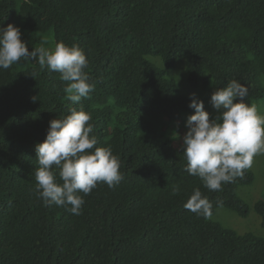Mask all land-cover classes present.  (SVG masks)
Listing matches in <instances>:
<instances>
[{
    "label": "trees",
    "instance_id": "1",
    "mask_svg": "<svg viewBox=\"0 0 264 264\" xmlns=\"http://www.w3.org/2000/svg\"><path fill=\"white\" fill-rule=\"evenodd\" d=\"M16 12L29 51L46 34L53 47L82 48L95 90L73 105L59 72L31 60L0 69V264H264V237L184 208L199 188L212 214L223 206L247 216L237 191L254 174L209 191L154 128L190 108L165 76L180 59L194 89L235 79L247 103L264 98V0H0V27ZM70 106L91 114L97 146L112 147L123 173L84 196L80 215L34 192L36 145ZM254 207L264 226V200Z\"/></svg>",
    "mask_w": 264,
    "mask_h": 264
},
{
    "label": "clouds",
    "instance_id": "2",
    "mask_svg": "<svg viewBox=\"0 0 264 264\" xmlns=\"http://www.w3.org/2000/svg\"><path fill=\"white\" fill-rule=\"evenodd\" d=\"M21 36L20 28L14 24L0 27V69L7 70L16 63L31 60L38 63L41 71L59 72L67 82L66 99L73 105L95 90V83L86 72L88 57L78 45L59 42L46 47V42H42L29 51ZM31 76L35 77V73ZM247 96V86L235 79L216 88L210 104L218 115L210 118L204 102L195 93L191 94L189 107L195 111L187 118V132L181 145L187 162L185 171L200 178L209 191H221L237 177L243 178L254 157L264 155V114L255 104L246 102ZM68 111V115L49 122L45 140L36 145L39 166L34 173V192L46 207H65L70 213L80 215L84 196L99 183L114 188L123 179V173L120 158L112 147L97 146L99 140L93 134L91 114L82 106L79 110L70 106ZM54 169H59V179ZM184 208L210 218L213 205L197 188Z\"/></svg>",
    "mask_w": 264,
    "mask_h": 264
},
{
    "label": "rangeland",
    "instance_id": "3",
    "mask_svg": "<svg viewBox=\"0 0 264 264\" xmlns=\"http://www.w3.org/2000/svg\"><path fill=\"white\" fill-rule=\"evenodd\" d=\"M25 23L26 19L20 13L16 12L3 27H6L8 24H14L20 30H23ZM42 42H46V47H53V35H44ZM42 42H38L36 46L39 47ZM151 59L160 64L159 58L153 57ZM165 76L174 80L176 85L174 94L176 96H183L191 100V94L195 93L196 98L204 102L205 110L210 113V118L218 115L217 111L210 104L212 95L211 87L194 89L189 86L185 69V59L178 60L176 66L173 69L167 70ZM262 83L264 85V77H262ZM249 104H255L260 113L264 114V98L258 101H250ZM194 111V109L188 108L183 112L181 118H164L161 124L154 126L156 133L160 138L171 143L174 148L181 149L183 136L187 132V118L194 114ZM248 170L254 174V180L251 184L240 186L237 194L249 205L250 213L247 216H241L236 211L221 206L216 209L210 218L221 223L226 228L235 230L239 234L251 237H264V226H262L261 217L254 207L257 201L264 200V155L255 156L252 167Z\"/></svg>",
    "mask_w": 264,
    "mask_h": 264
}]
</instances>
